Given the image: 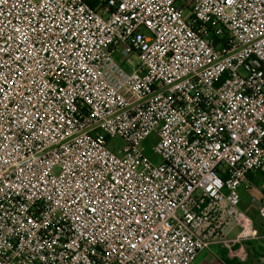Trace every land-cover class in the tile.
<instances>
[{
  "label": "built area",
  "instance_id": "obj_1",
  "mask_svg": "<svg viewBox=\"0 0 264 264\" xmlns=\"http://www.w3.org/2000/svg\"><path fill=\"white\" fill-rule=\"evenodd\" d=\"M260 170L264 0H0V264L243 256Z\"/></svg>",
  "mask_w": 264,
  "mask_h": 264
},
{
  "label": "crops",
  "instance_id": "obj_2",
  "mask_svg": "<svg viewBox=\"0 0 264 264\" xmlns=\"http://www.w3.org/2000/svg\"><path fill=\"white\" fill-rule=\"evenodd\" d=\"M257 176L254 175L252 179H248L246 184L241 188V196L243 192L256 191L258 195H252L248 203L241 202V210L251 217L256 228L259 231V239L256 241L247 242L243 245H236L234 250L237 252L243 250V256L231 258L230 252L222 244L214 243L208 249L202 251L193 264H262L264 262V231L261 226V219L259 217V206L253 203V199L261 200L264 198V184L257 181ZM258 185H257V184ZM246 189H249L246 191ZM243 199V198H242ZM239 232L236 224L231 223L225 229V236L228 239H234ZM236 233L235 236H233Z\"/></svg>",
  "mask_w": 264,
  "mask_h": 264
},
{
  "label": "rangeland",
  "instance_id": "obj_3",
  "mask_svg": "<svg viewBox=\"0 0 264 264\" xmlns=\"http://www.w3.org/2000/svg\"><path fill=\"white\" fill-rule=\"evenodd\" d=\"M123 145H124V142H123V140L122 139H120V138H115V139H112V140H110V142H109V147H111V148H121V147H123ZM149 151H150V149H149ZM151 157H155V156H153V155H151ZM157 159V158H156ZM257 181L258 182H260L261 184L263 183L264 184V179L259 175V176H257ZM247 190H249V189H246V191ZM258 195V192H257V190L256 191H254V193H253V191H251V192H243V196H242V202L244 203V204H246V203H248L249 204V200H250V197L252 196V195ZM236 235V233L233 235V236H235ZM262 264H264V262L262 263Z\"/></svg>",
  "mask_w": 264,
  "mask_h": 264
},
{
  "label": "trees",
  "instance_id": "obj_4",
  "mask_svg": "<svg viewBox=\"0 0 264 264\" xmlns=\"http://www.w3.org/2000/svg\"><path fill=\"white\" fill-rule=\"evenodd\" d=\"M254 175H260V176L264 179V171H263V170H260L259 172L250 175L249 179H252V177H253ZM256 184H257V183H256ZM257 185H258V184H257ZM263 193H264V191H263Z\"/></svg>",
  "mask_w": 264,
  "mask_h": 264
}]
</instances>
